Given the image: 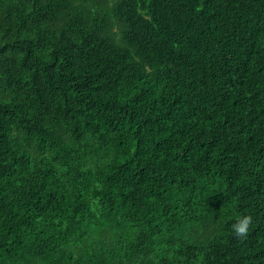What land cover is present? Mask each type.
<instances>
[{
	"label": "trees",
	"instance_id": "obj_1",
	"mask_svg": "<svg viewBox=\"0 0 264 264\" xmlns=\"http://www.w3.org/2000/svg\"><path fill=\"white\" fill-rule=\"evenodd\" d=\"M0 264H264V0H0Z\"/></svg>",
	"mask_w": 264,
	"mask_h": 264
},
{
	"label": "clouds",
	"instance_id": "obj_2",
	"mask_svg": "<svg viewBox=\"0 0 264 264\" xmlns=\"http://www.w3.org/2000/svg\"><path fill=\"white\" fill-rule=\"evenodd\" d=\"M250 219H240L236 223L232 224V233L237 240L246 239L251 230Z\"/></svg>",
	"mask_w": 264,
	"mask_h": 264
}]
</instances>
